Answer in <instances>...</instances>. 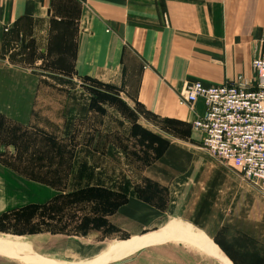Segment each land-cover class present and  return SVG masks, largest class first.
Returning a JSON list of instances; mask_svg holds the SVG:
<instances>
[{
  "label": "rangeland",
  "instance_id": "obj_1",
  "mask_svg": "<svg viewBox=\"0 0 264 264\" xmlns=\"http://www.w3.org/2000/svg\"><path fill=\"white\" fill-rule=\"evenodd\" d=\"M153 12L158 18L160 9ZM72 23H56L50 55L39 66L21 60L22 43L0 51V80L7 75L3 68L12 66L26 68L42 82L38 91L36 86L0 87V98L8 101L0 109L12 116L25 110L26 115L20 122L0 113V241L45 259L88 264L114 244L181 226L219 244L236 264H254L255 258L248 261L242 252L250 245L256 248L253 240H244L241 250L240 242L235 246L224 232L208 238L185 222L129 205L136 199L164 207L158 185L146 173L170 150L197 151L200 158L240 177L204 149L201 136L192 130V112L177 103L186 84L245 78L260 40L240 41L237 53L214 54L207 38L167 39L169 24L154 21L150 26L137 16L124 32L128 37L121 39L120 76L111 83L105 82L113 75L108 71L102 72V80L76 71L78 33ZM0 264L22 263L0 257ZM115 264L218 262L189 243L175 242Z\"/></svg>",
  "mask_w": 264,
  "mask_h": 264
},
{
  "label": "crops",
  "instance_id": "obj_2",
  "mask_svg": "<svg viewBox=\"0 0 264 264\" xmlns=\"http://www.w3.org/2000/svg\"><path fill=\"white\" fill-rule=\"evenodd\" d=\"M154 7L160 9L159 15L155 13L158 18L154 16ZM137 16L150 26L154 21L169 24V33L177 34L167 33V39L207 38L211 42L209 52L214 54L237 53L242 49L240 41L260 40L264 34V0H0V51L22 43L20 48L25 49V56L21 60L39 66L50 55L56 23L74 22L78 33L76 71L99 79L102 72L108 71L113 75L105 82L113 83L120 76L121 39L128 37L125 34ZM27 54L32 58L28 59ZM253 58L245 79L252 77ZM3 71L7 75L4 80L1 78L0 87L36 86L38 91L41 86L40 77L26 68L8 66ZM221 84L225 83L206 85ZM29 95L32 101L33 92ZM5 101L8 103L6 98H0V104ZM177 104L188 108L179 101ZM204 111L203 103H197L193 119ZM24 112L12 116L0 109V113L20 122H25ZM149 172L147 178L158 185L164 207L157 209L152 203L153 207L136 199L129 206L185 222L208 238L224 232L235 246L240 242L241 250L244 240H253L256 248L250 245L249 251L242 252L249 256L248 261L255 258L254 264H264V196L256 189L230 169L200 158L194 150H170ZM42 191L45 196L47 192Z\"/></svg>",
  "mask_w": 264,
  "mask_h": 264
},
{
  "label": "built area",
  "instance_id": "obj_3",
  "mask_svg": "<svg viewBox=\"0 0 264 264\" xmlns=\"http://www.w3.org/2000/svg\"><path fill=\"white\" fill-rule=\"evenodd\" d=\"M251 67L250 79L186 84L180 104L194 112L197 103H203L204 114L194 118L191 126L204 149L264 196V34Z\"/></svg>",
  "mask_w": 264,
  "mask_h": 264
},
{
  "label": "water",
  "instance_id": "obj_4",
  "mask_svg": "<svg viewBox=\"0 0 264 264\" xmlns=\"http://www.w3.org/2000/svg\"><path fill=\"white\" fill-rule=\"evenodd\" d=\"M158 234H165L167 239L161 242L152 240L144 244V241L148 237H153ZM175 242H187V243H190L196 246L206 257H208L209 259L215 262H218V264H232V262L218 248V246L215 245L218 251V255L216 256L212 254L211 251L201 241L194 239L192 237H189L185 235L183 232H180L176 229H169V228H162V229L154 230L146 234H143L139 237H135L131 239L130 243L127 246L118 248L117 250H115L114 252L110 254V257L108 258L106 262L100 263V264H115L118 261H120L122 258L128 255L131 256V255L137 254L140 251L145 250L149 247L157 246V245L162 246V245L175 243ZM0 257L10 260V261H17L21 263H27L30 261H41L44 264H59V263L50 261L48 259H45L42 256L37 255V254H26V255H19L15 257L6 252H0Z\"/></svg>",
  "mask_w": 264,
  "mask_h": 264
},
{
  "label": "bare ground",
  "instance_id": "obj_5",
  "mask_svg": "<svg viewBox=\"0 0 264 264\" xmlns=\"http://www.w3.org/2000/svg\"><path fill=\"white\" fill-rule=\"evenodd\" d=\"M170 225H174V224H169L168 226H170ZM171 229H176V230H178L180 232H183L185 235H187L189 237H192L194 239H197V240L201 241L211 251L212 254H214L216 256L218 255V251H217L215 245L212 242H210V240L207 241L205 239V236H201L198 233H196L194 230H192V228L177 226V227H174V228H171ZM165 238H167L165 234H158V235H155L153 237H148L144 241V244L147 243L148 241H152V240L153 241H158V242L165 241L166 240ZM130 240L114 244L108 250H106V252H104V254H103V256H101V258H99L98 260L92 261L91 263H88V264H98V263L100 264V263L106 262L108 260V258L110 257V254L112 252H114L118 248L127 246L130 243ZM190 245H192V244H190ZM192 246L197 248L194 245H192ZM0 252H6V253L11 254V255H13L15 257H17L19 255L32 254V253H30L29 250H27L26 248H24V247H22L20 245H17L15 243L2 242V241H0ZM128 256H126V257H128ZM48 260L56 262V263H59V264H66V263H62V262H59L58 260H54V259H48ZM25 264H44V263H42L41 261H30V262H27Z\"/></svg>",
  "mask_w": 264,
  "mask_h": 264
}]
</instances>
